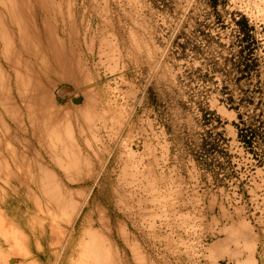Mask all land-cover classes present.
<instances>
[{
  "label": "rangeland",
  "instance_id": "rangeland-1",
  "mask_svg": "<svg viewBox=\"0 0 264 264\" xmlns=\"http://www.w3.org/2000/svg\"><path fill=\"white\" fill-rule=\"evenodd\" d=\"M1 1L0 241L33 256L0 264H83L101 225L117 264H264V0Z\"/></svg>",
  "mask_w": 264,
  "mask_h": 264
},
{
  "label": "bare ground",
  "instance_id": "bare-ground-1",
  "mask_svg": "<svg viewBox=\"0 0 264 264\" xmlns=\"http://www.w3.org/2000/svg\"><path fill=\"white\" fill-rule=\"evenodd\" d=\"M1 1V0H0ZM11 1V0H10ZM10 1H8V2H10ZM13 1V0H12ZM23 1V0H22ZM25 1V2H24ZM23 2L24 3H26L27 1L26 0H24ZM1 2H3V1H1ZM0 2V4H2ZM22 2V3H23ZM58 2V1H57ZM28 3V2H27ZM26 3V4H27ZM36 3V2H35ZM44 3V2H43ZM31 4V3H30ZM3 5V4H2ZM32 5H34V4H32ZM45 5V4H44ZM4 6H6V4H4ZM13 6H14V9L13 8H10V10H9V8H7V7H5V8H7V10L8 11H6V12H8V14H10V16L8 17L9 19H10V17H11V19L9 20V23H10V21H12V23L10 24L12 27H13V34H12V36L13 35H15L16 37H17V35H18V41H19V44H18V48H27L26 50H28L29 51V53H30V51H31V49H33V48H36L35 46H32V45H30V42H29V38H31L30 37V35L31 36H33V35H35L34 34V32H33V30H34V27L31 25H29L30 23H29V21L27 22V19H26V22H23L22 20H21V18L19 17V12L21 13L22 11H24V5H22L21 4V1L20 2H16V5L13 3ZM47 6V5H46ZM54 7H55V4L53 5ZM58 6V5H57ZM12 7V6H11ZM32 7V6H31ZM31 7H30V9H31ZM45 7V6H44ZM4 8V9H5ZM27 8V7H26ZM40 8H42V7H40ZM47 8V7H46ZM56 9V8H55ZM33 10V9H32ZM16 11V13H13V12H15ZM31 11V10H30ZM54 11V10H53ZM2 12V11H1ZM0 12V32H1V34L4 36V32L6 31V24H4V21L2 20V17L1 16H3L2 15V13ZM48 12V11H47ZM56 12H58V10L56 11ZM59 12H61V11H59ZM23 13V12H22ZM21 13V14H22ZM26 13H28V12H26ZM52 13V12H51ZM7 14V15H8ZM31 15H33L32 13H31ZM23 16V15H22ZM7 17V16H6ZM27 17H28V14H27ZM26 18V17H25ZM29 18V17H28ZM5 19V18H4ZM23 19V18H22ZM35 19V18H34ZM43 19V18H42ZM32 20V19H31ZM47 21H48V19H47ZM6 22V21H5ZM7 24H8V22H6ZM31 23H32V21H31ZM49 23V22H48ZM44 24H46V23H44ZM35 25V24H34ZM46 25H48V24H46ZM43 27H44V25H42ZM8 27H9V25H8ZM7 27V28H8ZM30 27L31 28H33V30L32 29H30ZM48 26H46V28H47ZM50 27V26H49ZM9 29V28H8ZM7 29V30H8ZM32 30V31H30V30ZM51 29V28H50ZM47 30V29H46ZM45 30V31H46ZM52 30V29H51ZM35 31V30H34ZM48 32L50 31V30H47ZM6 34H9L10 32H5ZM38 33V32H37ZM36 33V34H37ZM45 33V32H44ZM5 34V36L6 37H8L7 35ZM11 34V33H10ZM10 34H9V36H10ZM51 33L49 32V35H50ZM2 35H1V40H2V42H0V48H5L4 50H3V55H4V57H6V55H7V53H8V48H13V46H14V44H12V43H14V42H12V43H10L11 42V40L10 41H4L5 39L3 38L2 39ZM39 34H37V35H35L36 37L38 36ZM48 35V34H47ZM49 35H48V39H51V38H49ZM54 35V34H53ZM56 35V34H55ZM52 36V34L50 35V37ZM5 37V38H6ZM46 37V36H45ZM54 37V36H53ZM37 38H39V37H37ZM37 38H36V40H37ZM55 38V37H54ZM54 38H53V40H54ZM52 40V39H51ZM13 41H14V39H13ZM32 41V40H31ZM55 41V40H54ZM54 41H47V39H46V42H48L45 46H47V48H60V47H58L57 46V44L54 42ZM57 41H58V39H57ZM33 42H35V41H33ZM37 42V41H36ZM38 43H40V42H38ZM59 44V43H58ZM63 44V43H62ZM16 46V45H15ZM59 46H60V44H59ZM6 48H7V50L8 51H6ZM29 48H31V49H29ZM43 48V47H42ZM61 48H63V47H61ZM25 50V49H24ZM25 50V51H26ZM27 51V52H28ZM52 51H54V50H52ZM56 51V50H55ZM61 52V51H60ZM59 52V53H60ZM28 53V54H29ZM31 55L32 56H34L33 55V50L31 51ZM35 54V53H34ZM56 54V53H55ZM54 54V55H55ZM9 56L8 57H10V51H9V54H8ZM30 55V54H29ZM58 55V54H57ZM57 57V56H56ZM44 58H46V57H44ZM57 58H60L59 56L57 57ZM5 59V58H4ZM3 59V60H4ZM6 59H7V57H6ZM16 59V58H15ZM61 59V58H60ZM12 60V59H11ZM43 60V59H42ZM5 61V60H4ZM7 61V60H6ZM9 61V60H8ZM7 61V63H10L11 61H9L8 62ZM14 61V60H13ZM57 61V60H56ZM48 63V62H47ZM57 63V62H56ZM14 64H16V63H14ZM10 66V65H9ZM13 66V65H12ZM12 66H10V68L12 67ZM16 66H18V64L16 65ZM16 68V67H15ZM30 68V67H29ZM12 69V68H11ZM19 69V68H18ZM34 69V68H33ZM67 69V68H66ZM21 70V69H20ZM69 70H70V68H69ZM82 70V69H81ZM15 71H18V70H15ZM49 71V70H48ZM65 73H66V71H65ZM72 73V72H71ZM55 74H56V72H55ZM67 74V73H66ZM69 74V73H68ZM62 75H64V74H62ZM23 76V75H22ZM29 76V75H28ZM65 77V76H64ZM19 78H21L22 79V77L20 76ZM67 79V78H66ZM74 80V79H73ZM32 82V81H31ZM37 82V81H36ZM38 86H39V84H38ZM1 88H3V87H1ZM32 89V88H31ZM37 89V88H36ZM0 91H1V89H0ZM33 91V90H32ZM28 92V91H27ZM39 92H41V91H39ZM18 96H19V94H18ZM1 99V98H0ZM2 101V100H1ZM0 105L2 106V107H4V102L2 103V102H0ZM8 107V106H7ZM5 108H6V105H5ZM6 110V112H7V114L9 115V110H8V108L7 109H5ZM58 116V115H57ZM48 118H49V116H48ZM53 118V117H52ZM41 123H42V121H41ZM40 124V123H39ZM3 125V124H2ZM43 126V125H42ZM45 133V132H44ZM7 146V145H6ZM12 172V171H11ZM65 203H66V201H65ZM71 205V204H70ZM63 204L61 205L60 204V207H61V209H63L64 207H65V209H66V206H63ZM59 207V208H60ZM70 207V206H69ZM81 209V208H80ZM62 212H63V210H61ZM66 211V210H65ZM78 211H80V210H78ZM2 214V213H1ZM0 214V215H1ZM64 214H67V213H65L64 212ZM69 214V213H68ZM73 214V213H72ZM98 215H99V213H98ZM2 216V215H1ZM77 216H79V215H77ZM3 217V216H2ZM63 217V216H62ZM66 217V216H65ZM70 218H71V216H69ZM76 217V216H75ZM69 218V221H67V224L68 225H70V226H74L75 225V222H73L72 223V221H71V219ZM0 219H2V218H0ZM101 219V218H100ZM104 219V218H103ZM107 219V218H106ZM66 220H68V219H66ZM5 221H7V220H5ZM4 221V222H5ZM73 221H74V219H73ZM104 223V222H103ZM107 223V222H106ZM6 224V223H5ZM101 224V223H100ZM95 225V224H94ZM4 227H5V225H3ZM3 229H5V228H3ZM91 230V229H90ZM119 230V229H118ZM108 235H109V230H108V228H107V226L106 225H101V230H97V231H95V230H91V231H89L88 233H87V237H86V240H85V242H84V254H82V256L81 257H83V258H86V261H83V264H117L118 263V257H119V252H117L118 251V249H116V247H115V249H114V247L112 246V244L110 243V240L108 239ZM24 238H23V236L21 237V232H19L18 230H17V232L16 231H14L13 229H10L7 233H6V235H5V240H4V242H2L1 243V241H0V247L1 248H3V246H6V245H10V254L9 255H12V256H14V254L16 255V253L17 252H15V247H19V248H23V249H25V255L26 256H33V253H32V250L30 249V247H28V245L26 244V242L27 241H24L23 240ZM71 244V243H70ZM67 245H68V240L66 239V237L64 238V240H62V239H60V238H58V239H56V241L55 240H52V243H51V247H52V249L54 250L53 251V253H54V255L56 256V263H59L60 261H61V259H62V257H63V254L65 253V250H66V247H67ZM14 248V249H13ZM117 250V251H116ZM24 256V255H23ZM12 260V259H11ZM10 260V261H11ZM82 260H84V259H82ZM119 260H120V258H119ZM7 263V262H6ZM8 264H9V262H8ZM17 264V263H16ZM54 264V263H53ZM120 264H121V262H120Z\"/></svg>",
  "mask_w": 264,
  "mask_h": 264
},
{
  "label": "water",
  "instance_id": "water-1",
  "mask_svg": "<svg viewBox=\"0 0 264 264\" xmlns=\"http://www.w3.org/2000/svg\"><path fill=\"white\" fill-rule=\"evenodd\" d=\"M58 97L60 100H65L67 97H72L75 103H80L82 101V97L77 95L74 89L70 86H62L58 91ZM17 260L12 259L10 264H16Z\"/></svg>",
  "mask_w": 264,
  "mask_h": 264
}]
</instances>
